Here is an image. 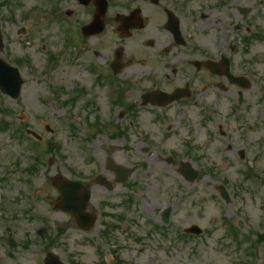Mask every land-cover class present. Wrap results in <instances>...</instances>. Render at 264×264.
I'll list each match as a JSON object with an SVG mask.
<instances>
[{
  "label": "rangeland",
  "instance_id": "obj_1",
  "mask_svg": "<svg viewBox=\"0 0 264 264\" xmlns=\"http://www.w3.org/2000/svg\"><path fill=\"white\" fill-rule=\"evenodd\" d=\"M3 1L7 4H1ZM220 1L191 0L183 11L181 28L184 36L191 33L190 39L202 49L209 48L213 39L220 45L219 51L225 44L232 45L233 49L228 47L227 51L235 62L233 74L251 81V86L243 90V101L249 103L245 118L234 120L218 112L221 116L215 122L232 135L236 150L244 149L246 162L238 159L234 150H226L221 138L215 146L219 153L201 152L210 169L199 181L183 182L178 193L180 212L171 215L168 227L156 218L159 208L167 206L168 197L153 191L143 196L134 194V200L124 209L115 208L119 199L115 191L103 194L112 203L113 219L107 220L118 226L111 240H103L98 232L100 221L84 232L71 215L52 208L57 192L49 178L61 172L79 180L84 171L92 180L97 140L89 124L99 113L107 114L108 105L104 98L98 99L104 89L98 92L90 85L92 79L86 68L90 60L96 59L94 49L109 54L114 38L107 31L101 40L92 37L65 47V21L52 20L45 12L26 19L25 13L42 11L47 0H0L4 43L0 57L16 66L24 80L16 99L0 94V264H42L48 252H54L65 264H116L115 257L122 264H264V241L255 243L256 235L264 230V185L260 183L264 177V39H253L250 45L243 41L246 26L250 32L256 29L264 35V0H226L225 6L213 13L199 7ZM70 7L67 5L65 10ZM243 7L249 9L245 18L237 10ZM201 10L209 13L207 19H199ZM85 14L83 8H76L70 19L75 16L87 20ZM211 19H217L213 26ZM211 28L216 30L213 34ZM73 29L76 32L79 25L74 24ZM73 38L79 39L70 36V40ZM134 50L142 48L135 45ZM49 54L56 57L53 62ZM244 57L262 58V62L240 67ZM131 67L135 70L136 65ZM76 87L85 88L89 94L68 101ZM237 89L231 86L230 101H236ZM196 102L200 105L181 108L188 121L184 127L178 125L182 131L191 123L200 128L195 118L203 106L202 101ZM26 128L41 135L42 141L34 142L25 133ZM236 135H240L241 142ZM48 144L52 145L51 151L45 150ZM37 156L40 160L36 168L27 171ZM248 167L257 177L245 178ZM221 184L230 196L227 203L217 191ZM162 185L170 187L166 180ZM90 191L95 206L98 192L93 183ZM145 198L152 207L144 209ZM118 214L123 218L116 220ZM238 221L241 229L237 228ZM191 225L200 227L201 234L186 235L184 229ZM232 226L236 234H231Z\"/></svg>",
  "mask_w": 264,
  "mask_h": 264
},
{
  "label": "flooded vegetation",
  "instance_id": "obj_2",
  "mask_svg": "<svg viewBox=\"0 0 264 264\" xmlns=\"http://www.w3.org/2000/svg\"><path fill=\"white\" fill-rule=\"evenodd\" d=\"M83 1L58 0V3L64 2L71 6L64 12L68 17L75 15L76 8H83L89 21L101 0H90L87 4H83ZM190 1L106 0L102 20L104 27L112 28L110 33L115 36V46L109 55L96 51L94 55L100 59L105 56V80L108 82L109 78L115 76V93H120L122 101H105L111 107L115 105L117 111L114 115L99 113L94 122L97 146L93 185L98 196L93 208L97 214V223H102L98 229L100 236H104V230H111V233L114 229L118 230L117 226L107 220L113 219L110 211L112 203L104 199L103 194L115 191V196L119 197L115 208L119 206L124 209H128L134 194L143 196L153 191L168 197L167 206L159 208L156 215L163 226L166 209H169V222L171 215L180 212L181 198L178 193L183 182H188L183 176L186 162L196 171L193 181L196 182L201 176L200 170L209 165L204 160L207 157L200 156V153L217 152L215 146L220 143L218 138L223 140L226 150L237 153L238 159L240 150L245 153L243 148L236 150L232 146V135L224 131L221 125L215 124L217 117L221 116L218 112H225L230 119L242 120L248 110L246 106L249 103L230 101L232 83L224 72L233 73L235 62L232 54L227 51L228 47H233L225 44L219 51L217 48L220 45L213 39L210 47L205 50L184 36L181 28L183 9L189 7ZM200 6L209 8L211 13L219 11L215 4ZM208 15L203 12L200 19L205 20ZM72 20L83 21L75 16ZM169 20L178 24L181 32L178 41L181 39L182 42L176 41L169 31ZM209 22L213 26L217 19ZM211 29L213 34L216 30ZM187 36L192 37V34ZM219 36L216 35L217 38ZM252 37L256 38L255 33ZM135 45L142 50H134ZM112 62L115 64V75L110 67ZM257 63H261L257 58L244 57L240 67L244 65L246 68ZM133 64L136 65L135 70L131 69ZM96 81L99 83L101 78ZM95 87L99 88L100 85L95 84ZM171 95L175 97V102L164 104ZM99 98L109 99V96L101 93ZM196 101H202L203 106L195 118L200 128H196V123H191L190 127L187 125V129L182 131L178 125L184 127L188 121L181 108L195 104L199 106L200 103ZM215 125L216 128L210 130L209 127ZM246 131H243V136ZM236 140L241 142L240 135H236ZM126 168H129V174L125 173ZM165 180L170 187L162 185ZM150 204L151 201L145 198L144 209L152 207ZM120 214L115 215L116 220L123 218Z\"/></svg>",
  "mask_w": 264,
  "mask_h": 264
},
{
  "label": "water",
  "instance_id": "obj_3",
  "mask_svg": "<svg viewBox=\"0 0 264 264\" xmlns=\"http://www.w3.org/2000/svg\"><path fill=\"white\" fill-rule=\"evenodd\" d=\"M6 78H14L15 81L12 84H7ZM20 84L21 80L18 77L17 70L0 61V87H2L3 89L5 88L6 90H10V95L12 97H15L19 91ZM52 182L61 193L59 201L55 204V207L69 210L76 215L79 214L80 209L77 208V204L73 198V194L75 193V190L78 189L79 184L77 182L71 183L62 179L60 174H57L52 179ZM86 198H88V195H86ZM80 207H82V205ZM192 231L196 233L199 232V230L196 228H193Z\"/></svg>",
  "mask_w": 264,
  "mask_h": 264
}]
</instances>
